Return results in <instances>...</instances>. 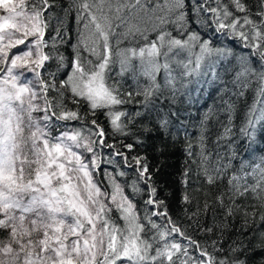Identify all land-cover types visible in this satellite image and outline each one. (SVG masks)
Masks as SVG:
<instances>
[{
    "label": "snow or ice",
    "instance_id": "1",
    "mask_svg": "<svg viewBox=\"0 0 264 264\" xmlns=\"http://www.w3.org/2000/svg\"><path fill=\"white\" fill-rule=\"evenodd\" d=\"M50 7L49 0H0V10L5 13L0 15V73L3 74L0 75V231L7 234L5 239H0V264H228L185 236L164 211L154 210L152 214L164 216L171 227L161 232L159 225L145 215L149 229L158 232L147 239L141 236L145 224L140 223L135 205L123 195L122 186L107 174L112 187L109 193L102 191L99 182L93 178L98 169L97 149L113 145L105 144L104 129L95 119L86 129L83 125L72 127L66 123L81 122L85 114H81L78 107L76 110L67 108L65 92L73 105L83 103L93 116L96 110L106 109L112 128L122 132L124 125L120 120L127 113L114 108L129 100L123 98L124 94L115 84L107 82L113 62L111 37L118 35L115 28L121 26L123 31L119 37L127 39L138 35L146 41L138 50L121 49L117 53L121 72L130 69L132 58L140 60L142 74L151 81L147 89L137 93L144 97V103L150 102V97L159 90L156 74L161 70L165 73L166 85L174 87L176 77L172 75L170 58L182 69L181 78L210 76L211 81L206 83L221 81L222 77L214 71L216 61L211 58H227L231 50L214 48L211 37L204 39L199 32L189 31V12L198 17L201 13H210L214 33L238 39L243 48L250 50L248 56L240 58L241 67L230 81L235 89L230 95L237 99L244 96L253 78L258 82L257 98L249 108L247 126L243 129L247 132L248 128L264 121V99H261L264 97V0H259L255 12L243 0H227V3L224 0H73L77 20H84L87 14L84 28L90 29L88 36L80 33L78 47L94 60L82 58L77 51L70 74L59 82V86L55 72H49V79L45 80L39 71L52 58L43 51L48 46L44 40L48 27L44 13ZM124 10L128 15L122 18ZM113 12L114 17L110 15ZM114 19L121 23L114 26ZM195 22L205 23L200 19ZM168 25L173 26L176 36L168 30ZM149 30L156 33L154 40H148ZM20 45L24 47L9 58L11 49ZM194 49H198V53L193 60ZM182 54L186 60L176 59ZM252 58L261 65L260 72L251 67ZM56 60L57 71L65 67L62 56ZM205 61L210 62L205 65ZM202 67L204 71H201ZM21 69L33 73L35 82H20L24 75V71H19ZM224 71L227 72V68ZM190 82L199 86L201 80ZM49 91L55 95L49 97ZM225 110L231 114L234 103L226 101ZM33 113L41 115L34 116ZM54 120L65 122L57 125L64 129L57 135L52 134L56 131L52 127ZM230 131L226 127L225 135ZM85 153L92 156L86 157ZM134 160L140 164L139 158ZM206 160L203 156V161ZM203 161L201 168L206 182L213 184L219 177L209 174ZM147 173V165L138 169L145 184L151 179L150 175L146 177ZM248 175L243 173L230 178L228 198L235 203L236 198L251 192L264 208V168H260V178L253 185H248ZM132 190L140 189L133 183ZM155 192L152 188L151 197ZM184 199L187 201V196ZM217 201L224 207L223 195L218 196ZM146 203L158 207L161 202L150 198ZM207 207L205 204V209ZM113 211L124 221V227L112 219ZM225 211L231 215L233 210L228 207ZM248 215L254 213L245 211V216ZM260 219L264 221V214ZM173 233L187 240L188 245L173 241L153 247L158 242L157 237L166 239ZM188 246L196 249V257L189 255ZM212 247L218 251L215 242ZM232 264H243V261Z\"/></svg>",
    "mask_w": 264,
    "mask_h": 264
},
{
    "label": "trees",
    "instance_id": "2",
    "mask_svg": "<svg viewBox=\"0 0 264 264\" xmlns=\"http://www.w3.org/2000/svg\"><path fill=\"white\" fill-rule=\"evenodd\" d=\"M224 2L227 3V0ZM243 2L253 12L257 10L259 0H243ZM72 3L73 0H49L51 7L44 13L48 22L44 40L47 41L48 46L43 51L52 58L45 62L40 74L47 80L48 73L55 72L57 86L67 74H70L72 60L78 51L76 42L82 20H77V12L72 7ZM211 6L215 7L214 4ZM210 16V13H201L198 17L189 12V31L199 32L204 39L211 37L214 48L231 50L227 58L220 60L211 58L216 61L214 71L222 77L221 81L206 83L205 81H211L210 76L181 78L179 73L182 69L170 58L172 75L176 77L174 87L166 85L165 73L161 70L156 74L159 90L150 97V102L144 103V97L137 93L147 89L151 81L142 74L140 60L132 58L130 69L121 72L117 53L121 49L138 50L146 41L139 36L133 40L124 39L117 45L113 44V62L107 74V82L115 84L119 92L124 94L123 98L129 100L128 103L114 108L115 111L127 113L120 120L124 125L122 132L112 128L111 118L106 115V109L96 110L93 116L83 103L73 105L68 99L67 92L64 101L67 108L76 110L78 107L81 114H85V119L81 122L66 123L72 127L83 125L86 129L91 127L90 121L95 119L104 129L105 144L113 147L97 149L99 160L96 179L102 189L109 193L112 187L107 174H111L122 186L123 194L135 205L140 223L145 224L142 237L147 239L157 235L158 232L157 229H149L144 220L145 215L159 225L161 232L171 227L164 216L152 214L154 210L164 211L185 236L196 241L202 248L206 247L209 252H214L218 260L224 259L228 264H232L233 261H243V264H264V221L260 219L264 214V208L260 207L261 201L255 199L251 192L244 197L236 198L235 203L228 198L229 180L233 175L249 173L247 183L253 185L260 178V168H264V121L257 123L254 128H248L247 132L243 131L247 126L249 108L257 98L258 82L253 78L252 84L239 99L230 95L235 91L230 81L241 67L240 58L248 56L250 50L243 48L238 39L214 33ZM252 18L258 19L256 16ZM197 19L205 23L197 24L195 22ZM168 30L173 36L177 35L172 25H168ZM155 38L156 33L150 30L148 40ZM196 53L198 49L193 50V60ZM61 56L64 58L65 67L57 71L56 57ZM176 59L186 60V57L182 54ZM160 60L162 63L163 58L161 57ZM209 62L205 61V65ZM251 67L257 72L262 70L255 58L251 60ZM225 68L227 72L224 71ZM204 70L202 67L201 71ZM195 79L201 80L199 86L190 82ZM129 93L131 96L128 95ZM48 95L52 97L55 94L49 91ZM226 101L234 103V111L231 114L225 110ZM257 108L259 109V105ZM59 123L65 122L55 120L52 122V127L56 129L53 132L62 130L57 128ZM226 127L231 129L227 135L224 132ZM84 133L87 131L85 130ZM128 145H131V148ZM202 151L203 156L207 157L206 161H203ZM134 158L140 159L139 165L135 163ZM202 161L209 174L219 177L215 183L206 182L201 168ZM144 165L148 168L146 177L151 176L147 184L138 175V169ZM120 172H124L125 175L120 176ZM133 183L140 189L139 191L132 190ZM232 183L235 184L236 181ZM240 183L243 184L244 181ZM152 188L156 189L154 197H151ZM221 195L224 197V207L217 201V197ZM185 196L188 198L187 201L184 199ZM150 198L161 203L158 207L147 204L146 201ZM205 204L208 205L207 209ZM228 207L233 210L231 215L225 211ZM245 211L254 215L245 216ZM111 216L120 227H124V221L119 218L116 211H113ZM4 235L5 233L0 231V236L5 237ZM157 240L158 242L153 245L154 248L173 241L188 245L187 240L175 233L166 239L157 237ZM214 242L218 251L212 247ZM233 249L238 250L233 251ZM187 250L189 255L197 256L194 247L188 246Z\"/></svg>",
    "mask_w": 264,
    "mask_h": 264
},
{
    "label": "rangeland",
    "instance_id": "3",
    "mask_svg": "<svg viewBox=\"0 0 264 264\" xmlns=\"http://www.w3.org/2000/svg\"><path fill=\"white\" fill-rule=\"evenodd\" d=\"M93 2H94V0H93ZM105 10H107V5H105ZM95 11H96V9L93 8V12H95ZM4 14H5V13L3 12V10H0V15H4ZM110 15L114 17L116 14H115V12H113V13H110ZM121 15H122V18H124V17H127L128 13H127L126 10H124V11L122 12ZM86 22H87V16H86L85 19L82 20L81 23H80L79 34H78V40H77L76 44H77L78 51H79V53H80V55H81L82 58L93 59V60H94V58H93L89 53L85 52V51L83 50L82 47H78V46H79V41H80V33L83 32L85 36H88L89 31H90V29H89V30H86V29L84 28V24H85ZM113 22H114V26H115L116 24H120V23H121L120 20H115V19H114ZM90 28H91V26H90ZM115 31H116V33H117L118 35H117V36H113V37H111V41H112V44L117 45L121 40H124V39H125V38L119 37V33L123 31V26H121V27H119V28H115ZM149 31H150V30H149ZM137 36H138V35H137ZM137 36H136V37H137ZM136 37H135V38H136ZM29 39H31V38H29ZM127 39L133 40L134 38L129 37V38H127ZM117 41H119V42L117 43ZM23 47H24L23 45H20V46H18L17 48H13V49H11V51L9 52V58H11L12 53L17 52L20 48H23ZM19 71H24V70L21 69V70H19ZM39 71H40V70H39ZM0 75H3V74L0 73ZM25 80H32V81L35 82L36 78H35V75H34L33 73H31V72H27V71H24V75L21 77V81H20V82H25ZM37 102H39V101H37ZM33 115H34V116H39V115H41V114H40V113H33ZM63 130H64V129L59 130V131H63ZM59 131H57L56 133L53 132L52 134H53V135H57ZM84 134L87 135V133H84ZM79 151L82 152L83 150L81 149V150H79ZM85 156H86V157H91L92 154H91V153H85ZM98 160H99V159H98ZM98 160H97V164H98ZM90 167H91V166H90ZM93 178H94L95 181H97V179H96V171L93 173ZM97 182H98V181H97ZM101 190L104 191V190L102 189V187H101ZM123 195H124V194H123ZM118 198H119V196H118ZM106 202H107V201H106ZM4 233H5V232H4ZM5 235H7V234L5 233ZM5 235H4V236H5ZM5 238H6V236H5V237L0 236V239H5Z\"/></svg>",
    "mask_w": 264,
    "mask_h": 264
}]
</instances>
